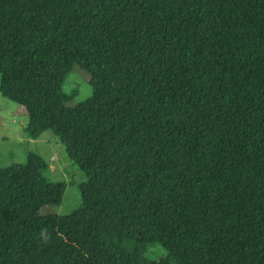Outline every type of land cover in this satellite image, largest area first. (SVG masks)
Returning <instances> with one entry per match:
<instances>
[{
    "label": "trees",
    "instance_id": "obj_1",
    "mask_svg": "<svg viewBox=\"0 0 264 264\" xmlns=\"http://www.w3.org/2000/svg\"><path fill=\"white\" fill-rule=\"evenodd\" d=\"M0 76L86 177L54 223L45 160L0 169V264H264V0H0Z\"/></svg>",
    "mask_w": 264,
    "mask_h": 264
},
{
    "label": "rangeland",
    "instance_id": "obj_2",
    "mask_svg": "<svg viewBox=\"0 0 264 264\" xmlns=\"http://www.w3.org/2000/svg\"><path fill=\"white\" fill-rule=\"evenodd\" d=\"M92 71V58L78 51L74 68L62 84V91L66 95L75 94L67 104L68 108L82 109L93 100V91L89 85ZM28 122L24 110L0 94V169L26 164L29 153L42 157L47 164L43 175L51 185L55 202L53 207L45 209V213L55 223L58 217L69 216L81 207L79 187L86 182V177L69 160L64 146L52 132L46 131L36 140L27 136L24 129ZM49 237L54 244L57 243L56 226L49 229ZM165 256V251L159 246L150 247L146 254L153 261Z\"/></svg>",
    "mask_w": 264,
    "mask_h": 264
}]
</instances>
